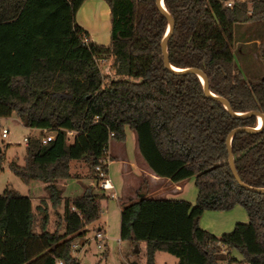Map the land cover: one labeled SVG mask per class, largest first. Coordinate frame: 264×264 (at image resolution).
<instances>
[{
    "label": "trees",
    "instance_id": "trees-1",
    "mask_svg": "<svg viewBox=\"0 0 264 264\" xmlns=\"http://www.w3.org/2000/svg\"><path fill=\"white\" fill-rule=\"evenodd\" d=\"M84 1L0 0V117L15 113L23 126L38 130L26 137L24 163L11 161L8 168L26 185L43 182L47 193L36 214L28 195L9 187L0 193V264H79L71 246L99 219L106 196L85 189L64 198L57 183L78 178L73 160L87 165L88 177L99 180L98 166L107 174L99 159L111 140H125L126 128L155 175L174 183L194 177L197 189L194 204L144 194L121 204L119 238L143 241L145 264H155L156 252L175 256L176 264H264V192L235 180L227 150L228 134L256 127L257 116L232 115L205 94L195 73L165 66L168 20L156 0H103L108 45L93 41L76 21ZM224 1L163 0L174 23L168 63L201 70L208 89L233 112L264 115V71L250 72L248 62L255 40L264 41V0ZM256 24L262 27L251 33ZM106 56L118 78L102 73L98 62ZM48 133L54 136L43 143ZM230 149L240 180L264 188V124L234 132ZM236 205L247 222L219 236L200 227L204 211ZM49 207L58 220L52 231Z\"/></svg>",
    "mask_w": 264,
    "mask_h": 264
},
{
    "label": "rangeland",
    "instance_id": "rangeland-1",
    "mask_svg": "<svg viewBox=\"0 0 264 264\" xmlns=\"http://www.w3.org/2000/svg\"><path fill=\"white\" fill-rule=\"evenodd\" d=\"M226 1H229L231 5H233L235 2L238 3L248 0ZM247 7L248 9H251L250 2L247 3ZM106 9H108V6L103 0H86L79 8L76 15V21L88 32L89 37L96 43L103 45H107L110 41V22L109 18L105 19L104 17ZM260 27H262L261 24H256V31L251 30V33L258 32ZM261 43V47L258 51H256V53L264 63V44L263 42ZM98 63L104 75H109L108 77L110 78H118V76L114 74L113 70L110 69L111 58L109 56L103 57V59L99 60ZM2 128L8 129V135L5 138L1 137ZM37 133L38 130L23 126L15 113H12L9 117H0V193H2L6 187H9L24 195L31 194V186L24 184L20 178L15 176L9 170L8 164L11 161H15L19 165L24 163L23 158L26 151V142L24 141V137ZM48 134L54 136L53 133ZM67 142H73V135L67 136ZM70 169L71 173L76 174L78 178H90L93 183L90 188L101 192L95 186L96 179L88 177V167L83 161H71ZM187 181L192 182V184H190L191 194L194 196L193 200L195 201L196 188L194 185V177L188 178ZM77 189V184L70 183L66 188L65 193L71 195L74 194ZM104 195L106 197L101 201L102 209L99 219L88 225L86 227V234L78 241L74 242L79 245L81 244L82 249L75 251L72 255H75V257L79 260V264H145V243L141 241L138 245H133L131 242L124 241L119 238L120 209L118 200L114 197H109L106 194ZM135 197L131 199H135ZM61 208L63 207L59 206L56 211L58 212V209ZM54 213L55 211L49 207L50 222L48 228L51 231L54 230L58 224V220ZM230 219L231 221L227 227L225 224L222 225V221H229ZM247 221L248 216L245 209L240 205H236L232 209L226 211H204L199 219V225L201 228L219 236L221 234V230H226V228L230 226L231 222H234L235 224L237 222L245 223ZM98 223H101L103 226L105 233L103 231L102 232L106 237V239L101 242V247H97V243L93 239L95 232L97 231ZM37 224L38 223H36V225ZM60 231H62V228H60ZM135 247L137 248V252L134 251ZM232 253L233 251L230 252L231 255ZM176 262L177 258L169 253L156 252L155 254V264H176Z\"/></svg>",
    "mask_w": 264,
    "mask_h": 264
},
{
    "label": "crops",
    "instance_id": "crops-1",
    "mask_svg": "<svg viewBox=\"0 0 264 264\" xmlns=\"http://www.w3.org/2000/svg\"><path fill=\"white\" fill-rule=\"evenodd\" d=\"M104 17L105 19H108L110 17L109 8L106 9ZM261 42H263L264 44V41H260L257 39L255 40L254 49L250 47L251 51H249V54H251V57H249L248 60L250 72L264 71V63L262 62V59L257 56L256 53V51H258L261 47L260 45L262 44ZM106 158L108 160L107 176L111 181L112 189L106 190L105 192H98L95 189L90 188V186L92 187L93 184L90 178H86V177L68 178V179L60 180L57 183L62 187V197L72 198L75 196L82 195L85 192V189L91 190L95 195H101V194L107 195L113 193L114 198L118 200L120 210L122 203L127 202L129 199L135 197L138 194L141 195L144 194L147 198H152V199H156V198L183 199L194 204L195 202L193 200L194 196H192L191 194V187H190L191 186L190 184H192V182L185 180L182 182L174 183L167 178L159 177L155 175L139 154L136 135L134 131L126 128L125 140L123 142H117L111 140L108 144ZM70 183L77 184L78 189L74 194L68 195L65 193V191ZM28 185H30L32 189L31 194H29L28 196L31 199L32 208L36 214L37 212L35 207L38 204L39 198L40 197L46 198L47 193L44 189V183L39 180H32ZM196 196H197V189H196ZM61 210L62 208L58 209V212H62ZM230 221L231 219L229 221H222L223 222L222 225L225 224V226L227 227ZM235 224L234 222H231L230 226H228L226 230H221V234L232 231L234 227L233 225ZM97 229L105 233V230L101 225V223H98ZM232 251H233L232 253L233 256L237 257L238 259L241 258L240 255L235 250Z\"/></svg>",
    "mask_w": 264,
    "mask_h": 264
},
{
    "label": "water",
    "instance_id": "water-1",
    "mask_svg": "<svg viewBox=\"0 0 264 264\" xmlns=\"http://www.w3.org/2000/svg\"><path fill=\"white\" fill-rule=\"evenodd\" d=\"M156 5L157 7L159 8V10L165 15V17L167 18L168 20V26H167V30H166V33L161 41V50H162V55H163V61H164V64L166 67H168L169 69H171L172 71L174 72H177V73H187V72H192V73H195L199 79L201 80L202 82V85H203V89H204V92L207 96L221 102L223 104V106L234 116H240V117H243V116H247V115H250V114H254L258 117H260L262 119V125L261 127L263 126L264 124V115L262 113H259V112H246V113H236V112H233L231 107H230V104L229 102L223 98V97H219L215 94H213L209 89H208V79H207V76L199 69L197 68H185V69H175V67L171 66L169 63H168V59H167V51H166V42H167V39L168 37L170 36L171 32L173 31V27H174V23H173V20L170 16V14L168 13V11L166 10L165 6H164V3H163V0H156ZM261 127H238V128H235L234 130H232L228 136H227V145H228V163H229V166H230V169H231V172L235 178V180L243 187H246V188H249L251 190H254L256 192H264V188H253V187H248L247 185H245L239 178L237 172H236V169H235V166H234V161H233V155H232V152H231V149H230V139H231V136L234 132L236 131H249V132H255V131H258ZM135 252H137V248L135 247L134 249Z\"/></svg>",
    "mask_w": 264,
    "mask_h": 264
},
{
    "label": "built area",
    "instance_id": "built-area-1",
    "mask_svg": "<svg viewBox=\"0 0 264 264\" xmlns=\"http://www.w3.org/2000/svg\"><path fill=\"white\" fill-rule=\"evenodd\" d=\"M224 4L226 6H231V3L229 1H226V0L224 1ZM101 59H103V57L100 58L99 60H101ZM7 135H8V129L2 128L1 129V137L5 138V137H7ZM51 137H52V135H47V136L43 137L42 142L46 143L47 141H50ZM24 141L26 142V138H24ZM106 152H107V150H106ZM107 161L108 160L106 158V155L99 159V163H101V164H107ZM96 170L98 171V175L100 177L99 180H96V183H95L96 188L98 190H100L101 192H105L106 190L112 189V184H111V181L108 178L107 174L100 168V166L96 167ZM107 196L114 197V194L110 193V194H107ZM93 239L96 241L97 247H101V245H102L101 242L103 240H105V236H104L102 231L97 229ZM87 243H88V241H87ZM81 246H82L81 244L79 245V244L73 243L71 246V253L74 254L75 251H79L80 249H82ZM73 256L75 257V255H73ZM55 263L56 264H65L62 259H56Z\"/></svg>",
    "mask_w": 264,
    "mask_h": 264
},
{
    "label": "bare ground",
    "instance_id": "bare-ground-1",
    "mask_svg": "<svg viewBox=\"0 0 264 264\" xmlns=\"http://www.w3.org/2000/svg\"><path fill=\"white\" fill-rule=\"evenodd\" d=\"M177 69V68H175ZM262 125V119L260 117H258V123H257V127H261Z\"/></svg>",
    "mask_w": 264,
    "mask_h": 264
}]
</instances>
